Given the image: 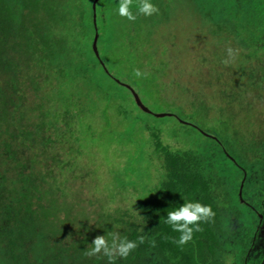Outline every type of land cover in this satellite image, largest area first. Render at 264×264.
Wrapping results in <instances>:
<instances>
[{
	"label": "rangeland",
	"instance_id": "374dc122",
	"mask_svg": "<svg viewBox=\"0 0 264 264\" xmlns=\"http://www.w3.org/2000/svg\"><path fill=\"white\" fill-rule=\"evenodd\" d=\"M34 3L0 0V264H12L7 230L27 217V227L35 225L29 264L105 259L84 251L96 236L141 224L138 203L165 177L149 131L202 161L222 210L218 260L259 264L264 0H151L159 13L134 22L118 14L119 0H99L104 72L88 82L100 89L57 91L33 65L28 33L46 31ZM228 47L238 54L225 65ZM136 69L146 77L136 78ZM138 264L162 263L148 254Z\"/></svg>",
	"mask_w": 264,
	"mask_h": 264
},
{
	"label": "trees",
	"instance_id": "16d2710c",
	"mask_svg": "<svg viewBox=\"0 0 264 264\" xmlns=\"http://www.w3.org/2000/svg\"><path fill=\"white\" fill-rule=\"evenodd\" d=\"M32 7H38L44 12L46 31L36 34L28 33L29 47L33 57V65L37 66L49 82L58 86L84 84L100 89V85L89 81L94 70L104 72L101 64L94 55L92 44L95 33L92 3L94 0H25ZM34 8V9H35ZM98 15L95 8V16ZM98 26V24H97ZM96 26V27H97ZM97 49L105 40L102 27L98 26ZM61 69L58 70V67ZM75 85V86H76ZM155 152L162 157L164 179L157 190L138 203L142 223H129L123 236L129 240L138 241L143 235L146 242L138 247L125 261L138 264L148 254L153 255L162 264H224L218 260L221 250V221L222 210L219 201L213 194L211 178L205 175L202 161L190 151L173 150L161 142L159 134L149 131ZM184 202H200L211 206L215 212L214 222L201 223L202 232H194L193 238L186 245L178 246L173 240L178 239L179 233L173 232L164 223L167 211L176 209ZM30 218H23L17 225L6 232L7 255L12 264L25 262L29 264L28 249L34 250L30 242L35 238V225L27 227ZM46 229L52 236L58 235L52 224L46 221ZM171 238V239H169ZM154 239L155 247L147 241ZM29 243V244H28ZM46 254V246L36 243ZM16 248L21 249L16 254ZM247 250H244L243 257ZM133 255V257H131ZM53 255L47 260L53 262ZM244 262V261H243ZM79 264H108L105 259L83 260ZM116 264H120L116 260Z\"/></svg>",
	"mask_w": 264,
	"mask_h": 264
},
{
	"label": "clouds",
	"instance_id": "9594fccd",
	"mask_svg": "<svg viewBox=\"0 0 264 264\" xmlns=\"http://www.w3.org/2000/svg\"><path fill=\"white\" fill-rule=\"evenodd\" d=\"M133 6L134 0H119L117 6L118 14L134 22L137 19V15L152 16L159 13V8L152 4L151 0H135L136 14L132 11ZM237 54L231 47H228V58L223 63L228 65L234 61ZM146 75L140 69L134 70V76L138 79L145 78ZM136 213L139 215L138 212ZM214 217L215 212L211 206L200 202H184L182 206L167 211V218L164 219V223L169 225L173 232L179 233L178 239L173 240V243L183 246L192 240L194 232L203 231L200 227L201 223L214 222ZM145 242L146 237L143 235L138 238V241H133L129 240L127 236H122L118 231H110L106 235L96 236L89 248L84 251V255L87 257L103 255L107 258L108 264H116L117 259L127 258L138 245H142ZM147 242L152 247L156 246L154 239Z\"/></svg>",
	"mask_w": 264,
	"mask_h": 264
},
{
	"label": "water",
	"instance_id": "95a60500",
	"mask_svg": "<svg viewBox=\"0 0 264 264\" xmlns=\"http://www.w3.org/2000/svg\"><path fill=\"white\" fill-rule=\"evenodd\" d=\"M98 1L99 0H94L93 3H92V9H93V24H94V29H95L92 48H93L94 55L96 56V58L98 59V61L102 64L101 59H100V56H99V54L97 52L98 29L96 27L95 8H96V4H97Z\"/></svg>",
	"mask_w": 264,
	"mask_h": 264
},
{
	"label": "flooded vegetation",
	"instance_id": "af4514ba",
	"mask_svg": "<svg viewBox=\"0 0 264 264\" xmlns=\"http://www.w3.org/2000/svg\"><path fill=\"white\" fill-rule=\"evenodd\" d=\"M259 219V218H258ZM258 221H260L259 222V228H258V232L259 231H261V230H263L264 231V212H263V216L261 217V220H258ZM263 240H264V235H263ZM263 243H264V241H263ZM250 244H251V242H250ZM262 252L264 253V245H263V247H262ZM262 259H261V261H260V263L261 262H264V254H262V257H261ZM259 263V264H260Z\"/></svg>",
	"mask_w": 264,
	"mask_h": 264
}]
</instances>
